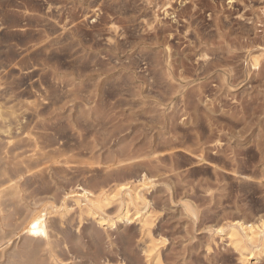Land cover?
I'll return each mask as SVG.
<instances>
[{
	"label": "rangeland",
	"instance_id": "374dc122",
	"mask_svg": "<svg viewBox=\"0 0 264 264\" xmlns=\"http://www.w3.org/2000/svg\"><path fill=\"white\" fill-rule=\"evenodd\" d=\"M0 77V155L77 145L38 190L40 176L21 180L22 210L72 209L63 227L50 215L60 264H157L149 231L158 264H241L226 233L264 218V0H0ZM128 177L145 179L131 220L118 201L80 217L77 191ZM14 235L3 262L22 249Z\"/></svg>",
	"mask_w": 264,
	"mask_h": 264
},
{
	"label": "bare ground",
	"instance_id": "6f19581e",
	"mask_svg": "<svg viewBox=\"0 0 264 264\" xmlns=\"http://www.w3.org/2000/svg\"><path fill=\"white\" fill-rule=\"evenodd\" d=\"M40 39H42V37ZM32 42H34V40ZM14 59L15 58H12L10 62H13ZM55 59L56 60L53 62V66L54 68H57V66L61 65V64L58 65L60 59L58 57H56ZM253 61L255 64H258V61H259L258 57L257 56L254 57ZM62 133L63 134L65 133V129H61L60 131L57 132V134H60V135H62ZM62 137H65V136L62 135ZM50 141H51L50 144L47 142L48 143L47 146L40 147L38 144V141L36 139H33L34 147L31 150V152L33 153L28 155V157L25 156L26 158L24 159L22 158L19 159V157L22 154L16 151L17 149L20 148V147L18 148V146L15 148H12L11 150L12 156L7 157L6 155L5 156L0 155V264H47V263L48 264L49 263L50 264H60L63 262L62 258H60L58 247L61 244L66 243L65 236H63L62 238L59 237V235L65 230L64 228H61V232H59V230H57L55 226L56 224L54 223V221H52V218L50 217V215L53 213H58L60 216V225L61 227H63L65 218L67 217L68 214L72 212L71 207L68 205H65V207L63 208V211H59L58 206L52 203L51 205H49L50 207L48 205H45L44 207H42V209L38 208L39 210L35 208V209L24 211L20 208V201H21L20 196H21L22 191L23 190L25 191L24 187L27 186L28 184L27 180L25 183L21 182L24 174L30 173L31 178H37L40 176L42 181L34 180L33 183H31L29 181L30 179H28L29 183H31L30 186L28 185L29 186L28 189L32 188V189L38 190L39 187L36 186L37 188H35V185L40 184V183L41 184L47 183L46 178L41 177V175L44 171L50 168L51 169L53 168L51 166V162L58 163V164L69 163L70 159L68 158V154L72 151H75V149H77L76 147L77 145L72 146V147L66 146V145H62V146L60 145L61 147H56L53 150H47L48 147L53 146L55 144L53 140H49V142ZM12 142H13L12 137L10 138L9 136V140L7 143L10 145L12 144ZM54 146H56V144ZM9 153L10 151H8V154ZM43 165L45 166L42 167ZM144 184H145V179L132 181L128 177L125 179H121L120 182H116L110 188L111 191L109 193L105 190L103 186V188H101L102 192L100 195H97L96 194L97 192L95 193V191H93L89 187H83L81 192L77 191L78 196L75 198L73 197L75 204L79 208L78 214L81 217L82 214L86 213L89 216L96 218V216H94L95 209H98L106 213V209L108 208L109 204L118 201L117 210L118 212L119 210L120 211L123 210V213L122 215L121 214L118 215L116 218L129 221L132 219L131 210H132L133 202L135 200L137 201V200L142 199V195L139 190H140V185L143 186ZM35 191L36 190H34V193H37ZM40 192L41 191H39V193ZM47 192H44V193H47ZM30 195H31L30 197L34 196V194H30ZM123 197H124V201L122 200ZM25 198H28V196ZM35 206L37 207L38 203L37 204L35 203ZM108 215L109 214H107V216ZM108 223L114 224L115 219L113 218L108 219V218H102V217L101 219H99V224L101 226L108 224ZM141 226L143 228H147L148 220L145 219L142 222ZM6 227L11 228L12 230L7 233L5 231ZM229 229L230 230L227 231L226 234L228 235L230 244L234 247L236 251L239 252L241 264H248L249 262V258L247 256L248 254L247 255L245 254V251L247 250V246L249 247V245H251L253 247H257L260 245V247L262 246L261 249L264 250V218H261L259 224L246 223L241 220L235 221L231 225V228ZM21 230H25L22 249L15 248L10 253L9 257L6 258L7 260L3 262V257H4L3 252L5 250L4 248L5 244L8 243L12 239L13 236H15L14 234H16L17 232ZM51 231L55 233L52 234ZM146 239L147 240L145 241V247H144L145 253H147V256H149V258L154 259L157 264L160 263L161 262L160 251L157 248L156 239L154 238V236L151 234L150 231L148 232ZM43 251L46 252L48 255L46 258H42Z\"/></svg>",
	"mask_w": 264,
	"mask_h": 264
}]
</instances>
